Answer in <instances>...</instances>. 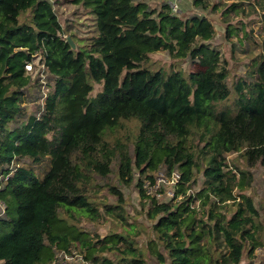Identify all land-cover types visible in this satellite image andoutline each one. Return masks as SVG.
I'll return each mask as SVG.
<instances>
[{"label": "trees", "instance_id": "1", "mask_svg": "<svg viewBox=\"0 0 264 264\" xmlns=\"http://www.w3.org/2000/svg\"><path fill=\"white\" fill-rule=\"evenodd\" d=\"M72 1L94 16L96 30L89 46L77 45L75 50L49 0H0V174L8 173L6 166L14 159L39 163L51 158L43 178L20 165L3 182L0 199L6 203L7 219L0 220V261L51 264L54 245L68 248L71 240L85 237L78 231L70 237L69 230H74L61 214L72 217L75 208L97 212L88 196L89 177L92 172L107 175L115 157L102 132L106 127L114 132L121 120L133 118L140 123L135 155L121 154L120 179L131 182L135 170L145 174L161 167L168 175L181 173L173 198H151L149 216L158 218L151 253L170 264H243L245 256L251 260L260 244L255 221L260 213L245 191L254 183L252 168L260 164L264 172V58L254 61L255 80L238 81L236 110L220 109L215 103L228 99L231 89L218 53L205 52L203 41L215 34L207 17L184 19L169 3L155 9L146 0ZM195 4L204 7L205 0ZM166 49L178 57L198 58L197 69L186 76L181 70L168 73L142 65L150 53ZM37 53L54 80L40 115L28 114L22 106L33 81L25 65ZM95 82L102 83V90L93 97ZM24 116V122L11 127ZM213 116L216 121L211 123ZM196 133L205 141L202 152L209 154L204 166L189 143ZM233 153L245 164L227 162ZM199 170L204 186L194 193L207 208L206 220L196 218L189 192ZM146 178L155 182L152 174ZM138 185L142 197L149 198L141 178ZM114 193L121 205L123 193ZM205 225L214 235L209 245L202 243ZM220 237L229 251L215 258L214 242ZM121 241L129 243L122 264H148L127 235L109 236V249L119 248ZM46 245L50 254L45 260Z\"/></svg>", "mask_w": 264, "mask_h": 264}, {"label": "rangeland", "instance_id": "2", "mask_svg": "<svg viewBox=\"0 0 264 264\" xmlns=\"http://www.w3.org/2000/svg\"><path fill=\"white\" fill-rule=\"evenodd\" d=\"M53 4V8L64 29V35L73 36L72 38L77 45L89 46L92 37L95 35V20L82 5L74 3L72 0H49ZM152 8L160 9L162 4L178 2L179 10L174 14L181 18L187 19L193 15L207 17L215 28V34L203 41L205 44V52L208 54L212 50L217 52L220 65H225L227 69V83L231 89V94L225 101L215 103L218 108L225 107L236 110V101L238 99L237 84L238 81L250 82L257 78L255 72V59L264 58V0H205V6L195 4V0H146ZM236 4L234 7H232ZM172 10V9H171ZM28 13V12H27ZM22 16V20L28 14ZM228 33L230 35H228ZM199 59L191 57H178L176 51L169 49L160 50L150 53L149 59L142 63L143 66L152 70H164L170 73L173 69L181 70L186 76L198 67ZM41 58L35 56L33 60L32 86L26 89L22 106L25 107L28 114L34 113L39 115L42 112V102L48 93L44 90L54 85L52 76L46 69L41 72ZM102 90V83H94V90L91 96H96ZM219 115V114H215ZM21 117L18 121L11 122V127L19 126L25 118ZM212 121L216 119L211 117ZM121 124L117 126L114 132L106 127L102 136L108 140L110 148L115 151L110 165V171L107 175L92 172L88 182V196L92 201L97 212L86 214L79 210H72V217L68 213L61 214V217L66 221L72 230L70 237L76 232L82 233V236L76 240H71V246H76L79 251L86 254L93 264H108V261L113 264H122V251L128 250L129 243L121 241L117 244L119 248L109 249L113 243L108 242L109 236L116 234L127 235L133 241L136 251L142 253L148 264H170L169 259L166 263H160L149 249V242L157 239V234L154 230V224L157 219L150 218L149 211L151 209V198H143L140 192L138 182L140 178L144 182L147 191L162 201H168L173 198L174 185L168 181L159 182V185L150 184L146 175L152 174L156 177L167 176L165 167H161V171H147L145 174L140 170H135L133 180L125 182L119 176V164L122 153L128 156L135 155V138L139 132L140 123L137 119L121 120ZM191 149L199 156L200 165L204 166L206 159L209 156L203 153L202 147L205 143L201 140L200 134L196 133L189 140ZM238 165H244L245 161L237 157V153L229 154L227 162L233 161ZM20 164L28 168H32L39 178H43L51 168V158L48 156L43 161L36 163L31 160L22 159ZM227 169V168H226ZM255 179L253 186L246 190L245 193L253 196L254 204L258 209L260 216L255 217L256 233L258 242L260 243L255 251L254 257L250 260L247 256L243 258V264H248L252 261L254 264H264V172L263 167L258 164L252 168ZM157 172V173H156ZM203 170L195 172V182L189 190L194 195L192 204L196 207V218L209 219L207 208L203 209L200 206V201L195 196V191H198L204 186ZM2 187H3V182ZM114 189H118L123 193L124 202L120 205L118 195L114 193ZM151 197V196H150ZM181 198V197H180ZM178 198V199H180ZM177 199V200H178ZM240 200V197H237ZM231 203V201H229ZM230 208L235 209L236 206L230 205ZM219 211L226 212V209L221 208ZM0 220L7 219V213L4 212L0 204ZM231 214V213H230ZM228 214L227 216H230ZM209 223H213L209 220ZM60 227L64 228L62 224ZM68 226V228H69ZM66 228V229H68ZM212 228V227H211ZM205 235L202 238V243L209 245L214 238L210 233V226L205 225ZM76 230V231H75ZM77 233V234H78ZM86 245H85V244ZM216 250L213 257L218 258L221 253H227L229 248L223 237L216 240ZM158 248L165 255L168 251L165 250L163 244L159 242ZM44 259L50 254L49 246L44 248ZM89 254H92L89 256ZM0 264H3L0 261Z\"/></svg>", "mask_w": 264, "mask_h": 264}, {"label": "built area", "instance_id": "3", "mask_svg": "<svg viewBox=\"0 0 264 264\" xmlns=\"http://www.w3.org/2000/svg\"><path fill=\"white\" fill-rule=\"evenodd\" d=\"M171 9H172L173 13L177 12L179 10L178 2H172L171 3ZM64 37L67 38L66 35H64ZM35 56H40V58H41L40 64L42 66V68L40 70H41V72H43V70L46 69L45 62L42 59V56L38 53L34 54L33 60H34ZM25 67H26L28 73L32 76L33 67H34L33 61L28 62L25 65ZM44 90L50 91V89H48L47 87H45ZM47 94H46V97H47ZM46 97L44 98V101L42 102L43 108L45 105ZM20 165L21 164L18 161H16V159H14L9 165L6 166V168L8 169V173H1L0 174V190L2 189V182L1 181L7 180L8 177L13 174L14 170ZM159 171H161V170L160 169L157 170V172H159ZM180 179H181V173L176 170V171H173L169 175L167 174V176L165 175V177L164 176L163 177H161V176L156 177V175H155V182H152L150 179H148V180H149L150 184L156 185V186L159 185V182L168 181V182L172 183L174 185V192H173L172 197H174L175 196V186L179 183ZM144 186H146V185L144 184ZM144 188L146 189V187H144ZM146 193L149 195V198L154 197L158 202H162V200L157 197L158 195H153L152 192L147 191V189H146ZM0 204L2 205L3 210L6 213L7 206H6L5 201L0 199ZM0 217H2L1 213H0ZM76 246H78V245L76 244ZM76 246H70L68 248H58L57 245H54L53 246L54 254H53V259L51 261V264H93V262L88 260L86 254H84L81 251H79L78 249H76L77 248Z\"/></svg>", "mask_w": 264, "mask_h": 264}, {"label": "water", "instance_id": "4", "mask_svg": "<svg viewBox=\"0 0 264 264\" xmlns=\"http://www.w3.org/2000/svg\"><path fill=\"white\" fill-rule=\"evenodd\" d=\"M67 41L69 42V44L72 46L74 50L77 49V44L72 38V36H67Z\"/></svg>", "mask_w": 264, "mask_h": 264}]
</instances>
